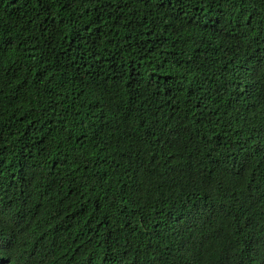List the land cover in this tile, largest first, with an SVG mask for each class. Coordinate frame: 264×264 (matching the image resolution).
Wrapping results in <instances>:
<instances>
[{
  "label": "trees",
  "instance_id": "obj_1",
  "mask_svg": "<svg viewBox=\"0 0 264 264\" xmlns=\"http://www.w3.org/2000/svg\"><path fill=\"white\" fill-rule=\"evenodd\" d=\"M0 264H264V0H0Z\"/></svg>",
  "mask_w": 264,
  "mask_h": 264
}]
</instances>
